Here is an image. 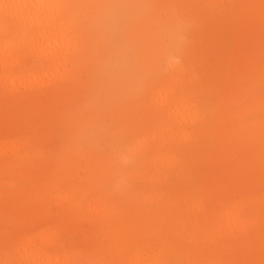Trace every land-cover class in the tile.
<instances>
[{
    "label": "bare ground",
    "instance_id": "1",
    "mask_svg": "<svg viewBox=\"0 0 264 264\" xmlns=\"http://www.w3.org/2000/svg\"><path fill=\"white\" fill-rule=\"evenodd\" d=\"M155 1L184 9L197 40L180 14L152 17L144 54L124 48L83 81L104 45L87 13L113 0H0V216L20 223L0 250L14 264H264V0ZM80 109L52 156L13 138Z\"/></svg>",
    "mask_w": 264,
    "mask_h": 264
},
{
    "label": "rangeland",
    "instance_id": "2",
    "mask_svg": "<svg viewBox=\"0 0 264 264\" xmlns=\"http://www.w3.org/2000/svg\"><path fill=\"white\" fill-rule=\"evenodd\" d=\"M114 6L108 7V9L101 14L94 8L91 12L87 13V32L92 36L95 40V43H104L101 47V51L95 56L85 63L87 66V71L81 74V79L83 81L93 80L97 73V70L103 69L106 67V63L104 62V57L115 56L118 51L123 50L124 48L132 49L133 54L138 56V54H144V51L149 47H147V27L149 26V20L153 17L159 19H167L171 18L174 13L181 15V19L186 22L185 29L182 32V40L185 43H192L197 40V36L195 34L194 23L191 20H187L184 9L175 7V9H161L158 3L155 0H144L143 4L139 6L136 10H134V0H113ZM235 3L224 2L220 3L217 9L222 10H230V8ZM116 12L117 19L116 24L111 21V9ZM155 30V27L152 28ZM145 30V35L141 32ZM151 48H149V51ZM94 52V49L91 53ZM89 53V54H91ZM196 68V67H195ZM197 72L198 69L196 68ZM255 90H262V85L257 84L254 87ZM91 89H86L79 91V96L75 102L79 101L80 103L84 100L91 101L93 97V93L90 91ZM1 92V89H0ZM92 93V94H91ZM90 94V95H89ZM92 97L91 99H89ZM203 103L207 105L206 117L209 119L213 116L212 109L214 108V102L212 98L208 95H204L202 97ZM69 103L63 100H59L55 107L58 112H60L63 116L65 113L69 111L68 107ZM7 106H4L2 111L7 110ZM101 109L94 108L92 112L99 114L101 113ZM237 111V109H236ZM82 109L73 112L72 115L63 117L58 121H54L51 125L46 126L43 122H37L32 129L21 130L13 135L14 139L23 141L27 139V143L23 146V152L27 153L28 151L40 150L42 153H48L49 156L51 154H55L56 152L68 146L72 141L73 135L81 131V120L82 117ZM98 116V115H97ZM85 119V118H84ZM83 119V120H84ZM102 119V118H101ZM38 139V140H37ZM104 146L110 144L111 139L109 135H103L101 140ZM30 164H35L34 160H29ZM5 190L13 191L15 188L13 186V178L10 174L4 179ZM35 179L29 180V184H34ZM17 184V183H14ZM19 222L12 219H6L3 216H0V236L5 238V240L11 241L13 233L18 231ZM81 235H67V240H78ZM87 239L90 238L89 235L86 236ZM12 251L6 245L0 250V264H14L12 259Z\"/></svg>",
    "mask_w": 264,
    "mask_h": 264
},
{
    "label": "clouds",
    "instance_id": "3",
    "mask_svg": "<svg viewBox=\"0 0 264 264\" xmlns=\"http://www.w3.org/2000/svg\"><path fill=\"white\" fill-rule=\"evenodd\" d=\"M126 163H127V161H126Z\"/></svg>",
    "mask_w": 264,
    "mask_h": 264
}]
</instances>
